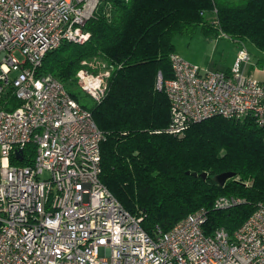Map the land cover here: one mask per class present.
<instances>
[{
  "label": "built area",
  "instance_id": "2783aa9c",
  "mask_svg": "<svg viewBox=\"0 0 264 264\" xmlns=\"http://www.w3.org/2000/svg\"><path fill=\"white\" fill-rule=\"evenodd\" d=\"M99 4L0 0V264H264V202L232 232L206 234L199 208L149 233L143 216L102 183L104 133L57 77L38 71L63 41L89 38L84 24ZM169 61L172 76L156 83L169 101L165 132L182 135L214 115L250 116L264 127V79L247 72L244 43L227 70L202 68L176 51ZM80 64L77 86L101 101L112 66L98 58ZM240 201L219 196L214 207Z\"/></svg>",
  "mask_w": 264,
  "mask_h": 264
},
{
  "label": "trees",
  "instance_id": "16d2710c",
  "mask_svg": "<svg viewBox=\"0 0 264 264\" xmlns=\"http://www.w3.org/2000/svg\"><path fill=\"white\" fill-rule=\"evenodd\" d=\"M197 28L210 37L223 33L239 46L248 42L264 54V0H100L84 24L89 38L63 41L38 70L57 77L91 111L104 133L101 181L126 210L143 216L149 233L155 225L167 231L199 208L206 212V234L219 227L232 232L264 202V127L252 117L214 115L182 135L164 131L169 101L157 79L172 76L175 34ZM91 58L105 61L112 72L102 100L87 104L78 92L89 95L74 75L81 60ZM224 171L233 175L220 184L216 176ZM219 196L241 201L217 208Z\"/></svg>",
  "mask_w": 264,
  "mask_h": 264
},
{
  "label": "rangeland",
  "instance_id": "374dc122",
  "mask_svg": "<svg viewBox=\"0 0 264 264\" xmlns=\"http://www.w3.org/2000/svg\"><path fill=\"white\" fill-rule=\"evenodd\" d=\"M212 38H216V41L219 43L216 47L212 40H210L211 37L205 35L200 28H197L191 33L175 34L173 37V43L177 52L188 57L189 62L193 64L199 65L202 68H210L208 70H217L216 68L219 70H225L227 67L229 69L234 62L231 61L234 49L233 41L224 35ZM246 45L251 48L254 47L248 42H246ZM255 50L258 51L256 48ZM257 68L261 69L258 64H256L247 67L246 70L247 72H249V70L254 72ZM72 89L78 92L76 86H73ZM78 94L81 101L87 104L93 102L90 96H86L79 92Z\"/></svg>",
  "mask_w": 264,
  "mask_h": 264
},
{
  "label": "crops",
  "instance_id": "0c3cea01",
  "mask_svg": "<svg viewBox=\"0 0 264 264\" xmlns=\"http://www.w3.org/2000/svg\"><path fill=\"white\" fill-rule=\"evenodd\" d=\"M210 40H212V42H213V44H214V46L216 47V45H218L219 43L216 41V38H212L211 37V39ZM233 45H234V49H233V56H232V60L231 61H234V59H235V57H236V55H237V52H238V49H239V45L237 44V43H235V42H233ZM246 46V48H247V50H248V52L250 53V55H251V57H252V63L249 65V66H251V65H256V64H258V60H264V54H262V53H259L258 51H256L255 50V48L254 47H248L247 45H245ZM233 48V47H232ZM175 51L177 52V50L175 49ZM177 53H179L180 55H181V53L180 52H177ZM184 59H186V60H188L189 58L188 57H186L185 55H181ZM189 61V60H188ZM231 64V63H230ZM207 69H210V68H207ZM217 70H219L218 68H216ZM228 69V67L225 69V70H227ZM249 73H253L254 74V76L255 77H257V78H259V79H262V78H264V65H262V67H261V69H256V71H250L249 70ZM257 74V75H256ZM258 74H260V75H258Z\"/></svg>",
  "mask_w": 264,
  "mask_h": 264
},
{
  "label": "water",
  "instance_id": "95a60500",
  "mask_svg": "<svg viewBox=\"0 0 264 264\" xmlns=\"http://www.w3.org/2000/svg\"><path fill=\"white\" fill-rule=\"evenodd\" d=\"M16 156L19 157L21 159V153L20 151H17L16 152ZM195 174V173H194ZM203 176H205V173H202ZM233 175V172H230V171H224V172H221L219 173L217 176H216V179L217 181L220 183V184H223L224 181L231 177Z\"/></svg>",
  "mask_w": 264,
  "mask_h": 264
}]
</instances>
